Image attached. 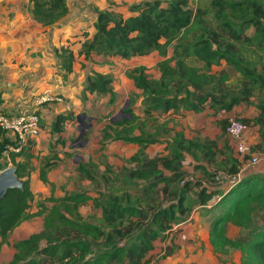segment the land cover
<instances>
[{"label":"trees","instance_id":"1","mask_svg":"<svg viewBox=\"0 0 264 264\" xmlns=\"http://www.w3.org/2000/svg\"><path fill=\"white\" fill-rule=\"evenodd\" d=\"M32 5L33 19L44 27L68 13L65 0H32ZM127 9L128 16L112 7L96 10L89 26L94 31L91 37L85 29L70 37L83 40L71 43L67 39L52 53L63 75L72 72L80 56L127 60L157 52L165 58L157 63L156 79L143 66L126 71L125 77L140 94H130L124 116L100 132L101 150L116 141L138 146L126 159L130 167L115 172L103 164L104 172L96 177L90 170L95 167L92 160L79 164L76 171L81 179L101 186L97 195L64 192L55 198L52 190L37 204L39 209L30 213L31 145L9 151L8 147L18 145L0 129V172L7 168L2 162L8 158L23 181L21 190L7 191L0 202V249L19 225L43 217L39 232L12 244L15 254L9 264H147L156 241L165 240L172 227L184 222L193 210L212 206L222 209L210 225L214 252L239 250L244 264H264V225L255 227L245 240L226 235L228 224L248 229L252 215L264 211V174L245 171L240 175L249 157H239L232 147L233 154L224 138L227 121L218 122L221 135L217 139H223L220 147L218 140L189 141L182 132L156 122L157 116L180 111L197 115L210 110L216 116L238 106H253L255 117L237 119L247 128L258 127L260 141L251 152L264 147V0H146ZM223 65L233 71L235 80L230 81L224 68L211 73L214 66ZM112 83L109 74H95L87 77L84 92L108 95V104L114 105ZM139 98L143 119L132 112ZM71 121V113L57 115L51 132L60 134ZM158 144H165L166 154L149 158L147 149ZM186 155L206 164L193 169L201 172L203 180L191 178L183 168ZM56 165L54 156L43 160L42 183H47L46 175ZM218 175L233 179L232 185H222ZM89 201L98 214L94 223L85 221L79 212ZM46 203H51L50 209Z\"/></svg>","mask_w":264,"mask_h":264},{"label":"crops","instance_id":"2","mask_svg":"<svg viewBox=\"0 0 264 264\" xmlns=\"http://www.w3.org/2000/svg\"><path fill=\"white\" fill-rule=\"evenodd\" d=\"M65 1L68 8L67 15L50 27H44L33 19L32 0H8L0 4V116L12 117L30 113H36L39 115L41 131L30 143L32 150L29 158L28 175L32 190L33 186H35L41 190L40 192L42 195L49 194V196L53 190V196L55 198H59L55 195V191L58 186L57 181H61V178H59L60 175L56 174V172L60 170V173L63 172L66 175L65 170L70 166L76 170L79 164H84L78 163L77 165L74 161L75 154L73 143L74 139H76L77 129L83 126L85 120L91 119L90 117L95 115L104 116V119L96 126V130H98L97 139H100L101 130L112 123L106 116H110V111L118 105L120 96L116 84L119 83L118 81H121L122 83L123 77L127 81V78L125 77L127 68L121 66L122 62L125 60L119 58L91 56L89 59H85L83 56H80L76 58L72 67V72L63 75V72L59 69V62L53 55L52 50L64 45L67 39H70L71 43L83 40L80 37L75 39H71L70 37L76 34H81L85 29L88 30L89 36L91 37L94 31L92 28H89V26L94 20L96 10L102 11L112 7L115 11L128 16L129 12L127 7L135 4L133 1L127 3L125 0ZM121 1L123 2L122 4L126 5L119 9L116 4ZM141 1L146 0H139V2ZM78 46V43L74 44L73 48L77 50ZM127 60H134V58ZM95 74H109L111 76L113 80V92L116 95V102L114 105L108 104V95L98 97L95 94L84 92L87 77ZM129 82L132 88L129 95L140 94V91L134 88L131 81ZM44 93L58 95L62 97L63 102L39 105L36 98ZM241 109L243 112H239ZM132 112L135 117L143 119L144 115L142 112L141 98H139L134 104ZM68 113L72 114L73 121L67 122L60 134H53L51 132V127L54 118L57 115H66ZM256 114L257 110L253 106H238L231 112L220 113L216 116H213L210 110H205L203 113L197 115L180 111L177 114L157 116L156 122L158 124L166 123L169 129H174L176 132H182L184 138L189 141L195 139L205 140L206 138L212 141L218 140V146L220 147L222 146L223 139H217L221 135L220 126L218 124L219 121H227L228 118L232 117L252 118L255 117ZM187 115H192L194 117L204 115L210 121L213 120L217 127V131L219 132L218 136L215 138L201 137L197 134L185 133L183 121ZM90 127H93V125H90ZM4 134L5 138H8L13 142L14 138L11 135L5 132ZM224 138L228 141L230 148H234L233 142L227 138L226 134ZM246 138L251 144V147L255 148L260 141L258 127L253 126L247 128ZM110 143L112 142H108L106 146ZM125 145L135 148L133 153L126 158L128 159L137 152L138 146L135 144ZM106 146L104 150H101L102 154H104ZM154 146H159L162 150L159 154L151 156L149 154V149ZM154 146H150L147 149L149 158L166 154L165 144ZM51 151H54L52 152L54 155L51 154ZM257 154L262 157L261 162L255 168L248 169L247 174H264V147L258 149ZM52 156H54L57 165L48 171L46 175L47 183H42L40 181L42 162L45 158H50ZM65 156H69V158L66 159ZM19 160L22 162L24 161V158H20ZM187 162L191 167L186 166ZM107 165L110 166L113 171H118V169L116 170L111 165ZM182 165L189 175L193 172L195 166H206L204 162L194 161L187 155L185 156V162H183ZM207 168V170L210 169V167ZM32 169L34 170L32 171ZM244 170H246L245 167L242 169L243 172H241V176L244 175ZM197 177L203 180L201 172H199ZM84 181L85 180H83V182ZM233 181V179H229L228 184H231ZM44 186H47L48 191H45L46 188L44 189ZM62 190L63 192H69L63 188ZM36 211L37 210L34 209V211H31L30 213ZM192 215L193 214H191L188 219ZM186 222L189 221L187 220L174 225L171 231L167 234L165 240L156 241L154 243V249L148 254V256L156 251L157 246H161L162 249L158 252L160 253L159 256H164L166 250L168 251V256L163 261L164 264H169L171 261L178 259L179 250L176 249V246L183 242L189 243V241L198 238L200 234V228L197 227V225H199L198 220L195 219V221L190 222L187 225ZM206 235L209 238V235ZM182 264H184V262Z\"/></svg>","mask_w":264,"mask_h":264},{"label":"rangeland","instance_id":"3","mask_svg":"<svg viewBox=\"0 0 264 264\" xmlns=\"http://www.w3.org/2000/svg\"><path fill=\"white\" fill-rule=\"evenodd\" d=\"M139 2V0H125L127 3L131 2ZM206 2V0H203ZM118 3V2H117ZM120 3L116 4V6L120 9L123 8L124 5ZM164 57H161L157 52H151L148 56L142 58H134V60H125L122 62L121 66L123 68H127V70L136 67L143 66L146 69V73L153 77L158 78V71L156 69L157 63L161 60H164ZM201 66L198 65V68ZM224 68L228 75L230 76V81L235 80V76H233V71L227 68L225 65L222 67L214 66L211 69V73H215L218 70ZM118 80V79H117ZM130 80H125L123 77V82L118 81L116 84L117 89L119 90V102L117 107L113 108L110 112V116H106L110 119V122L114 123L122 118L124 115L121 114L122 110L127 108L126 102L128 95L130 93L131 84ZM117 82V81H116ZM137 99V98H135ZM130 104V103H129ZM239 112H243L242 109ZM91 119L85 120L83 122V126H81L76 131V139H74L73 148L75 154V163H85L88 160H92V164L95 166L93 169H90L96 177H99L104 172L103 164H109L116 170H122L123 168H129L130 166L126 164V158L133 153L135 148L125 145L121 142H112L106 146L104 154L101 153V146L99 145L98 138V130H96V126L98 123L104 119V116L95 115L90 117ZM106 119V118H105ZM222 119V118H219ZM89 125H93L88 129ZM183 128L185 133L188 134H197L201 137H217L219 132L217 131V127L214 124L213 120L210 121L206 116L194 117L192 115H187L183 121ZM161 148L159 146H154L149 149V154L154 156L161 152ZM263 156V155H262ZM185 162V161H183ZM4 165L8 167L11 166V162L8 158L2 162ZM187 167H191L188 165ZM103 169V170H102ZM34 169H32L33 171ZM58 170L56 174H59V178L61 181H57V188L55 191V195L57 197H62L64 194L63 189L74 193V192H85L90 197H95L97 195V190L101 189V186L96 184H91L90 182H83L81 176L72 166H70L67 170H65L66 175ZM199 172L190 173L191 178H198ZM228 181L226 180L222 183V185L227 186ZM83 182V183H81ZM218 186V185H217ZM45 191H48L47 186H44ZM39 188L33 186V197L29 202L30 211H34V209L38 210L37 204L39 202H44L49 194H41ZM132 194L137 196L139 193L136 190H132ZM42 196V197H41ZM51 203H46L45 206L47 209H50ZM212 207V206H211ZM207 207H201L192 211V216L188 219L186 217L185 221L186 225L190 222L196 220L199 221V225L197 227L200 228V234L198 238H195L189 243L183 242L182 244L177 245L176 249L179 251V257L176 260L171 261L169 264H244L245 259L243 258V254L239 250H234L230 248H226L224 253H216L214 252L212 246L210 245L209 238L206 234L209 235L210 225L213 220V217L222 212L220 207L214 209ZM79 212L82 218L85 221L90 223H94L98 214L96 209L92 208L91 202H87L85 205L80 207ZM250 228L245 229L233 224H228L226 226V235L231 240H245L249 238V234L255 227H260L264 225V211L256 212L252 215ZM43 225V217H38L32 219L30 221L24 222L18 228L13 230L7 237V243L3 244L0 249V264H9L13 256L15 254L12 249V244L16 241L26 239L33 233H37L41 230ZM208 232V233H207ZM41 246H45V243L42 242ZM174 247V246H173ZM102 248V247H100ZM162 249L161 246H157L156 251L147 257V264H164V259L168 256V251L166 250L164 256H159L158 253ZM172 252V251H171ZM191 261V262H189ZM254 264V263H251Z\"/></svg>","mask_w":264,"mask_h":264},{"label":"built area","instance_id":"4","mask_svg":"<svg viewBox=\"0 0 264 264\" xmlns=\"http://www.w3.org/2000/svg\"><path fill=\"white\" fill-rule=\"evenodd\" d=\"M6 1L8 0H0V4ZM36 101L39 105H42L45 103L63 102V99L55 94L44 93L38 96ZM0 129L11 135L14 138L13 142L18 145L17 148L8 147V150L19 152L21 147L28 146L39 135L41 131L40 117L36 113L12 117L0 116ZM245 130H247V127L236 117L227 119L225 133L233 142L238 156L241 158L249 157L244 164L246 168L244 171H247L258 166L262 157L257 153L251 152V144L244 135ZM218 177H220L221 181L229 180L225 175H218Z\"/></svg>","mask_w":264,"mask_h":264},{"label":"water","instance_id":"5","mask_svg":"<svg viewBox=\"0 0 264 264\" xmlns=\"http://www.w3.org/2000/svg\"><path fill=\"white\" fill-rule=\"evenodd\" d=\"M128 105L129 99L127 98L126 106L128 107ZM121 114L124 115V110L121 111ZM88 128H90V125ZM22 187L23 181L17 178L14 167H8L0 172V202L5 198L7 191L14 189L21 190Z\"/></svg>","mask_w":264,"mask_h":264}]
</instances>
